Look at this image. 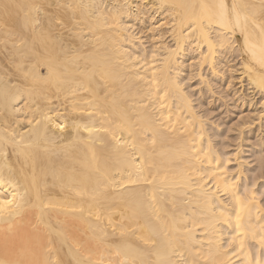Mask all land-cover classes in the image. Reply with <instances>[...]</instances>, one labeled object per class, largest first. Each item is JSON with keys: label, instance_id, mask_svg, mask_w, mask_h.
Returning a JSON list of instances; mask_svg holds the SVG:
<instances>
[{"label": "bare ground", "instance_id": "1", "mask_svg": "<svg viewBox=\"0 0 264 264\" xmlns=\"http://www.w3.org/2000/svg\"><path fill=\"white\" fill-rule=\"evenodd\" d=\"M193 78L264 123V0H0V264H264Z\"/></svg>", "mask_w": 264, "mask_h": 264}, {"label": "rangeland", "instance_id": "2", "mask_svg": "<svg viewBox=\"0 0 264 264\" xmlns=\"http://www.w3.org/2000/svg\"><path fill=\"white\" fill-rule=\"evenodd\" d=\"M189 61H193V60H189ZM196 78H193V79H191V80H189L188 82H190V84H192L191 85V89L193 90V91H195V97L196 98H199V99H202L203 100V102H205V103H207V105H205V103H203V105L202 106H204V108L203 109H205L206 110V112H205V110H204V112H205V114H207L206 116H207V118H208V120H209V122H213L212 123V129H213V131L214 132H216V133H218L217 135L220 137L219 139H217V137L218 136H216L215 138V140L219 143V145H221V146H224L225 148H228L230 151H232V150H236V146H237V148L238 147H240L238 150L240 151L239 152V154H241L242 153V156H243V158H245V156H246V162L247 163H249V164H247L246 165V173L245 174H247L249 177H252V176H254L255 175V173L257 172V170H258V166H256L257 164H258V162L257 163H255L256 161H255V158H256V156H260L263 152H264V150H263V152H258V153H251L252 151H251V148H253V145H255V144H253V143H256V140L257 139H259V138H264V136H262V135H264V134H262V133H264V123H263V120H262V123L261 124H259V122L256 120V118H255V116L254 117H252V115H254L253 114V112H251V106L250 105H247V104H249V103H247L246 102V105H243V104H241L239 101H237L236 100V102H235V98L233 97V98H231L232 97V95L230 94V92H228L226 89H225V86H223V85H225L223 82L224 81H221V83H220V81H219V83H218V85H217V83H216V85L214 86V89H215V91H217L215 94H213L211 97L209 96L208 97V94L205 92V88L204 89H202L201 90V92L203 91V93H201V92H199L198 93V86H196V84H195V82H196V80H195ZM221 84V85H220ZM220 85V86H219ZM224 87L223 89H224V91H223V89H222V87ZM221 90H220V89ZM219 90V91H218ZM197 91V92H196ZM223 92V93H222ZM201 93V94H200ZM205 93V94H204ZM221 93V94H220ZM226 93V94H225ZM200 96H199V95ZM203 94V95H202ZM217 94V95H216ZM218 94H220L219 96H218ZM224 94V95H223ZM198 95V96H197ZM227 95V96H226ZM231 95V96H230ZM204 96V97H203ZM206 96H207V98H206ZM218 97H219V99H218ZM217 98V99H216ZM199 99H196L195 101H197L198 102V100ZM205 99V100H204ZM209 100V101H208ZM234 100V101H233ZM211 101V102H210ZM210 103V104H209ZM223 103H225V104H223ZM196 104V103H195ZM240 104V105H239ZM245 104V103H244ZM233 105V106H232ZM249 106V107H248ZM201 108V109H202ZM201 109H198L199 111L201 110ZM203 109L201 110V111H203ZM247 115H248V117H247ZM241 117H243L242 119H241ZM252 117V118H251ZM247 118V119H246ZM249 118V119H248ZM253 119V121H251ZM255 119V120H254ZM244 123H242V122ZM245 121H246V123H245ZM249 121V122H248ZM250 122H251V124H250ZM239 123H242V124H239ZM248 123H249V125H248ZM259 124V125H258ZM241 125L243 126V127H241ZM247 125V126H246ZM261 125H262V127H261ZM259 128H258V127ZM241 127V128H240ZM259 130H258V129ZM238 129H241V130H238ZM243 129V130H242ZM261 130V131H260ZM238 131H242L238 136L240 137V139H237V132ZM260 132V133H259ZM262 132V133H261ZM222 133V134H221ZM243 134V135H242ZM261 134V135H260ZM221 135V136H220ZM258 135H260V137L258 136ZM258 136V137H257ZM236 137V138H235ZM238 137V138H239ZM243 138H245V140L246 141H243ZM256 138V139H255ZM248 139H249V141H248ZM218 140H221V142L220 141H218ZM239 140H240V143H241V145H236L237 143H239ZM223 141V142H222ZM243 141V142H242ZM255 141V142H254ZM258 141V140H257ZM233 142H235V144L233 143ZM237 142V143H236ZM222 143V144H221ZM224 143H225V145H224ZM239 143V144H240ZM228 145V146H227ZM235 145V146H234ZM227 146V147H226ZM232 146H234V149L232 148ZM251 146V147H250ZM240 149H242V152H241V150ZM261 150V149H260ZM249 151H251V152H249ZM257 151H259V150H257ZM261 153V154H260ZM250 156H249V155ZM256 156H255V155ZM254 156H255V158H254ZM262 156V155H261ZM249 157V158H248ZM263 157V159H264V155L262 156ZM248 158V159H247ZM230 164L232 165V164H234V162L233 161H231L230 162ZM253 166V167H252ZM255 167H257L256 169H254L253 170V168H255ZM252 168V169H251ZM250 169V170H249ZM251 170H253V171H255V172H253L252 173V171ZM259 171V170H258ZM263 171H264V169H263ZM263 173V172H262ZM252 174V176H250ZM257 174V173H256ZM262 175V174H261ZM264 175V174H263ZM260 178H262V179H259L258 178V180L259 181H261V180H264V178L262 177V176H260ZM257 180V181H258ZM262 193H260L258 196L260 197V198H262L263 196L262 195H264V194H262Z\"/></svg>", "mask_w": 264, "mask_h": 264}]
</instances>
